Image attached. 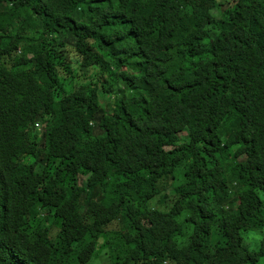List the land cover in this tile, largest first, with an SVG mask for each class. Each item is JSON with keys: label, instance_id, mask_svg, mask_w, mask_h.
<instances>
[{"label": "trees", "instance_id": "trees-1", "mask_svg": "<svg viewBox=\"0 0 264 264\" xmlns=\"http://www.w3.org/2000/svg\"><path fill=\"white\" fill-rule=\"evenodd\" d=\"M263 227L264 0H0V264H260Z\"/></svg>", "mask_w": 264, "mask_h": 264}, {"label": "rangeland", "instance_id": "rangeland-1", "mask_svg": "<svg viewBox=\"0 0 264 264\" xmlns=\"http://www.w3.org/2000/svg\"><path fill=\"white\" fill-rule=\"evenodd\" d=\"M108 96H105V101H109V99H107ZM182 136H188V129H185L181 132ZM87 175H83L82 176V181L86 179ZM160 208H163V206L161 205ZM243 236H244V242L248 245L249 248H258L259 247V243L261 241V239H264V227L262 228V230L259 229H249V230H245L243 231ZM101 259L98 260H94V264H107V261L105 262V258L106 256L104 255V253L101 254ZM260 264H264V256L261 257L260 260Z\"/></svg>", "mask_w": 264, "mask_h": 264}]
</instances>
